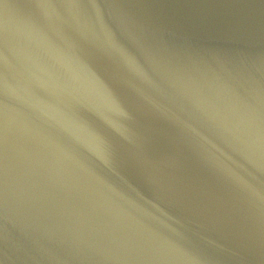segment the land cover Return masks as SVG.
Wrapping results in <instances>:
<instances>
[{
	"label": "water",
	"instance_id": "1",
	"mask_svg": "<svg viewBox=\"0 0 264 264\" xmlns=\"http://www.w3.org/2000/svg\"><path fill=\"white\" fill-rule=\"evenodd\" d=\"M0 264H264V0H0Z\"/></svg>",
	"mask_w": 264,
	"mask_h": 264
}]
</instances>
